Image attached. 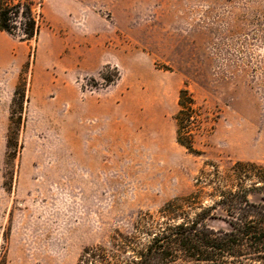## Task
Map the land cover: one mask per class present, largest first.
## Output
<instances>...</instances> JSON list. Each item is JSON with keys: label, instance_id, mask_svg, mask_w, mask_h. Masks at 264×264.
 Here are the masks:
<instances>
[{"label": "rangeland", "instance_id": "1", "mask_svg": "<svg viewBox=\"0 0 264 264\" xmlns=\"http://www.w3.org/2000/svg\"><path fill=\"white\" fill-rule=\"evenodd\" d=\"M36 13L38 40L0 31V264H77L116 230L168 220L160 209L197 189L205 162L264 165V0H44ZM185 85L198 154L176 138ZM201 187L177 213L214 203Z\"/></svg>", "mask_w": 264, "mask_h": 264}, {"label": "trees", "instance_id": "2", "mask_svg": "<svg viewBox=\"0 0 264 264\" xmlns=\"http://www.w3.org/2000/svg\"><path fill=\"white\" fill-rule=\"evenodd\" d=\"M43 1L0 0V31L25 41L38 40L41 26L36 6H42ZM20 87L18 84L13 105ZM178 105L174 115L177 142L198 154L195 133L201 127L203 114L186 85L179 91ZM23 106L24 102L20 103L21 110ZM13 113L14 106L8 148L19 145L18 132L15 138L11 130ZM19 119L21 123L22 115ZM196 180L197 189L191 195L171 200L160 209L168 220L148 215L130 231L116 230L109 245L85 247L77 264H264V165L236 161L224 174L218 164L205 162ZM202 183L213 187L210 196L214 203L199 205L202 211L194 216H181L177 211L182 209V202L191 199V209L201 203ZM251 196L258 198L253 200ZM217 208L235 218L229 222L228 230L214 229L205 222Z\"/></svg>", "mask_w": 264, "mask_h": 264}]
</instances>
